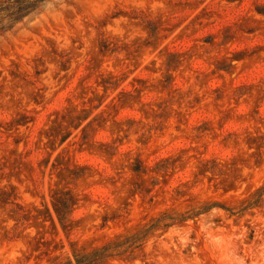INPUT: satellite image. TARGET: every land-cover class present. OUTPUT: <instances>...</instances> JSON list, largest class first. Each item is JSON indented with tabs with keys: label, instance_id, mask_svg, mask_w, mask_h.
Returning <instances> with one entry per match:
<instances>
[{
	"label": "rangeland",
	"instance_id": "rangeland-1",
	"mask_svg": "<svg viewBox=\"0 0 264 264\" xmlns=\"http://www.w3.org/2000/svg\"><path fill=\"white\" fill-rule=\"evenodd\" d=\"M3 26L0 264H264V0Z\"/></svg>",
	"mask_w": 264,
	"mask_h": 264
},
{
	"label": "trees",
	"instance_id": "trees-1",
	"mask_svg": "<svg viewBox=\"0 0 264 264\" xmlns=\"http://www.w3.org/2000/svg\"><path fill=\"white\" fill-rule=\"evenodd\" d=\"M47 0H7L0 3V29L10 28L31 16L38 6Z\"/></svg>",
	"mask_w": 264,
	"mask_h": 264
}]
</instances>
